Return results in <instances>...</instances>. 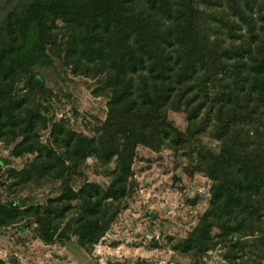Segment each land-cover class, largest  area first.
Wrapping results in <instances>:
<instances>
[{
	"label": "trees",
	"instance_id": "16d2710c",
	"mask_svg": "<svg viewBox=\"0 0 264 264\" xmlns=\"http://www.w3.org/2000/svg\"><path fill=\"white\" fill-rule=\"evenodd\" d=\"M199 9L224 7L207 0H19L5 14L0 141L21 138L16 155L36 153L23 170L13 171V185L61 178L90 156L113 166L106 186L91 181L78 189L68 186L47 204L22 208L18 200H0V228L26 221L21 228H32L46 244L76 235L91 251L130 190L138 147L179 150L207 133L220 148L194 147L195 169L212 180L206 228L202 237L185 240L184 250H202L218 228L217 240L231 243L225 254L229 264L245 256L251 264L262 263L264 239L243 238L242 232L247 219L264 218V31L253 7L226 15L228 22L211 17L200 28ZM59 20L68 32L64 58L72 71L102 76L109 97L107 118L95 136L54 125L51 136L61 156L39 139L47 121L37 99L46 86L34 71L48 58L49 45L57 43ZM172 110L186 114V131L170 119ZM0 264L8 262L0 256Z\"/></svg>",
	"mask_w": 264,
	"mask_h": 264
},
{
	"label": "rangeland",
	"instance_id": "374dc122",
	"mask_svg": "<svg viewBox=\"0 0 264 264\" xmlns=\"http://www.w3.org/2000/svg\"><path fill=\"white\" fill-rule=\"evenodd\" d=\"M18 1L0 0V23ZM207 1L223 3L224 10L199 9L195 16L199 28L209 24L211 17L228 22L226 15L233 16L234 11L242 7L249 13V8L253 7L252 16L264 31V0H252L254 3L251 0ZM62 25L61 20L57 21L54 28L57 43L49 45L48 58L34 68L44 77L46 86L37 99L47 121L46 127L41 126L38 131L39 139L60 156L62 150L54 146L51 136L54 125L65 124L93 137L107 118L109 101L102 76L72 71L64 58L68 32ZM22 87L23 83L19 85ZM169 117L181 130H187L183 111L172 110ZM20 140L0 141L1 201L18 200L22 208L47 204L68 186L78 189L86 181L106 186L110 181L109 170L113 165H103L96 156H90L77 170L70 169L61 178L49 176L13 185L16 182V178L11 177L13 171L23 170L36 157V153L29 152L16 155L15 148ZM199 143L214 151L220 148L219 141L207 133L192 139L191 144L179 150L166 146L158 150L139 146L130 190L110 228L91 251L87 252L78 244L76 235L65 243L46 244L35 237L32 228L23 230L21 226L26 223L23 221L20 225L0 228V256L8 264H229L225 254L231 243L217 240L218 228H213L215 238L204 242L202 250H184L185 240L191 236L194 239L202 237L206 228L203 217L211 198L212 180L195 169L197 152L194 147ZM242 236L264 239V218L260 222L247 219ZM235 260L238 264H251L248 256Z\"/></svg>",
	"mask_w": 264,
	"mask_h": 264
}]
</instances>
